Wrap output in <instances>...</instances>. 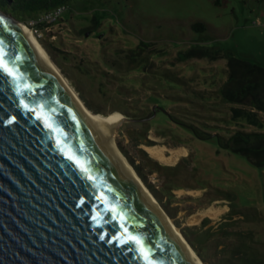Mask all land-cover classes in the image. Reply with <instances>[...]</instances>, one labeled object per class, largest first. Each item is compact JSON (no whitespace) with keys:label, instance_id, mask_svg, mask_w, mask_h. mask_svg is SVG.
<instances>
[{"label":"rangeland","instance_id":"rangeland-1","mask_svg":"<svg viewBox=\"0 0 264 264\" xmlns=\"http://www.w3.org/2000/svg\"><path fill=\"white\" fill-rule=\"evenodd\" d=\"M64 19L67 24L61 21L45 33V39L60 49L56 55L61 67L51 59L61 73L104 113L112 114L125 104L126 110L137 112L132 117L139 120L117 126L120 148L139 165L142 144L184 148L170 164L151 156L162 166L151 171L143 164L147 182L140 176L162 197L156 198L180 230L199 225L204 218L217 225L233 217L240 220V228L252 231L264 249V168L220 147L216 137H199L181 122L213 134L243 126L235 124L233 109L221 102L216 91L227 79L228 55L264 65V0H226L219 6L214 0H72ZM195 22H204L207 29L195 31ZM93 23L92 34L80 32ZM142 42L147 57L137 60L134 71L123 72L109 64L134 61L131 48ZM194 46L218 52L219 57L180 61L179 51ZM155 106L160 109L149 118ZM211 205L220 212L193 221Z\"/></svg>","mask_w":264,"mask_h":264},{"label":"water","instance_id":"water-1","mask_svg":"<svg viewBox=\"0 0 264 264\" xmlns=\"http://www.w3.org/2000/svg\"><path fill=\"white\" fill-rule=\"evenodd\" d=\"M22 23L0 8V53L36 92L18 97L16 84L0 77V264H143L130 245L109 243L122 231L120 222L152 246L155 264H197L116 155L112 130L132 119L113 113L108 133H100ZM21 100L43 104L41 115L54 131Z\"/></svg>","mask_w":264,"mask_h":264},{"label":"trees","instance_id":"trees-1","mask_svg":"<svg viewBox=\"0 0 264 264\" xmlns=\"http://www.w3.org/2000/svg\"><path fill=\"white\" fill-rule=\"evenodd\" d=\"M71 1L0 0V8L13 14L17 19L41 33L42 35L39 37V41L55 63L61 67L56 55V52L60 50L59 47L52 41L45 39V33H47L46 27L51 24H47L42 18L46 13L64 6L65 9L62 15L52 25L59 24L61 21L67 24V21L64 19V14L70 9ZM225 2L226 0H214V3L218 6L223 5ZM93 27H95L94 23L92 26L82 28L80 32L88 36L92 32ZM192 28L197 32H203L207 29V26L204 22H195L192 24ZM49 40H51L50 37ZM144 44L142 42L131 48L132 55L137 57L133 59L134 61L123 60L120 63L112 62L109 64L123 72L134 71L137 66V60L140 61L147 57L145 55L147 45ZM228 56L226 64L227 79L221 85L220 90L216 92L217 94H221L217 95L221 98V102L228 103L233 109L232 120L236 121L235 124L243 126L227 134H213L210 132H200L198 131L199 127L196 125L185 123L177 117H175V120H179L187 127L196 130V135L201 138L210 139L216 137L220 147L245 156L252 165L264 168V65L253 63L239 56ZM194 57L217 59L219 53L212 52L205 47L199 48L195 46L186 51H179L180 61ZM108 62L106 61V63ZM147 62L151 64L148 58ZM101 75L103 77L108 76L105 73ZM134 78L137 79L136 77ZM75 88L91 111L103 116L110 114L104 113L96 108L79 87L75 86ZM195 93L202 94L201 91L198 92L197 90ZM203 94L205 93L203 92ZM124 106L126 104L121 107H115L112 111H121L126 117L139 120L138 118L132 117L137 115L136 111H128ZM159 109L158 106H155L149 118H152L155 110L157 111ZM246 126H254L255 129H246ZM121 148L138 174L146 182L147 172L144 170L143 164L148 166L151 171L162 166L159 161L149 156L142 148L140 152L142 154L143 164H135L127 151L122 146ZM166 166L167 169L172 168V166ZM148 185H150L149 187H151L156 197L162 200V197L154 190L153 186L151 184ZM210 222L211 220L209 218H204L199 225H189L182 228V233L205 264H264V249L260 246L261 241L254 238L251 230L240 228V220L229 217L223 221H219L217 225H209Z\"/></svg>","mask_w":264,"mask_h":264},{"label":"bare ground","instance_id":"bare-ground-1","mask_svg":"<svg viewBox=\"0 0 264 264\" xmlns=\"http://www.w3.org/2000/svg\"><path fill=\"white\" fill-rule=\"evenodd\" d=\"M22 29L25 33L28 34L29 40L32 42V44L35 46V48L39 51V53L43 56V58L46 60L48 65L51 67L52 71L59 77L60 81L62 82V85L71 93L72 97L76 101V103L79 105L81 110L89 117L91 118L95 124L98 126L99 132L102 134L108 133V124L109 121L112 118V114L103 116L100 114H96L93 111H91L84 101L81 99L77 91L73 88V86L69 83V81L66 79V77L61 73L57 65L53 62L50 55L47 53L46 49L42 46V44L39 42V39L36 38L33 30L26 25L25 23L21 24ZM118 113L122 116H124L122 113ZM120 123V122H119ZM119 123L114 126L111 134L112 143L114 146V150L116 152L117 157L125 164V166L130 170L132 177L138 182L141 189L146 193V195L149 197V199L153 202L154 205H156L159 210H161L171 225L172 229L176 233L177 237L179 238L180 242L184 244L186 251L194 258L197 264H205L200 258L199 255L195 252L191 244L188 242L180 228L177 226L175 221L172 219V217L167 213V211L162 207V205L157 200L156 196L153 194V192L149 189V187L145 184V182L142 180L138 172L136 171L133 164L129 161L128 157L123 153L121 150L119 144L116 141V135H117V126ZM153 138H155L153 136ZM142 148L152 157L158 159L159 161H162L164 163H173L178 159V156L180 154L184 153L183 147H168L166 144L163 143H157V144H142ZM182 192V190H180ZM193 190L188 191V193H192ZM220 208L215 207V205H211L210 207L201 210L199 213H197L194 217H192L193 221H199L200 218H203L204 216H210L214 217L216 214L220 212ZM191 219V220H192Z\"/></svg>","mask_w":264,"mask_h":264},{"label":"snow or ice","instance_id":"snow-or-ice-1","mask_svg":"<svg viewBox=\"0 0 264 264\" xmlns=\"http://www.w3.org/2000/svg\"><path fill=\"white\" fill-rule=\"evenodd\" d=\"M0 77H5L16 84V95L18 97L33 96L36 94L33 87L26 83L24 72L20 70L19 66H16L11 60H9L7 55L4 53H0ZM22 82L23 88L20 87ZM39 87H42V85ZM20 104L27 112H31L34 118L39 120L46 128L54 131L52 125L46 121L43 115H41V111L45 107L43 104H37L35 107H29V105L24 103L23 100L20 101ZM51 111L54 113L55 109H52ZM15 120L16 117H12L11 120L7 122L12 123ZM67 158L69 160H74L73 157ZM76 163L79 162L76 161ZM88 179H91V177H88ZM80 203L83 204L84 200L82 199ZM106 211L114 212L115 210L106 209ZM118 215L119 214L114 216L113 219H116ZM119 227L122 231L109 240V243L116 242L121 248H123L125 245H130L127 250L137 254L134 258L143 260V264H155V252L152 249V246L148 243H145L139 234L133 235L130 233L125 222H120ZM101 239H105V237L102 236Z\"/></svg>","mask_w":264,"mask_h":264},{"label":"built area","instance_id":"built-area-1","mask_svg":"<svg viewBox=\"0 0 264 264\" xmlns=\"http://www.w3.org/2000/svg\"><path fill=\"white\" fill-rule=\"evenodd\" d=\"M64 9H65V7L63 6V7L57 8L55 10H52L43 16L42 20L45 21L47 24H51V25L47 26L46 29H49L52 26V24H54L58 21L59 17L62 15ZM32 30H33L36 38L39 39V37H41L42 34L37 32V30H35L33 28H32Z\"/></svg>","mask_w":264,"mask_h":264}]
</instances>
